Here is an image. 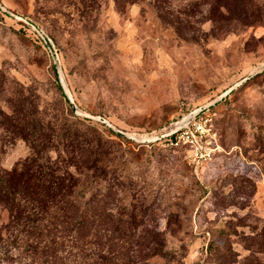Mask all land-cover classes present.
I'll return each mask as SVG.
<instances>
[{"label": "rangeland", "instance_id": "obj_1", "mask_svg": "<svg viewBox=\"0 0 264 264\" xmlns=\"http://www.w3.org/2000/svg\"><path fill=\"white\" fill-rule=\"evenodd\" d=\"M0 4L31 23L0 7V171L33 154L25 118L70 124L105 155L95 171L69 166L77 204L96 215L81 241L122 235L112 254L124 264H264V0ZM55 59L78 107L133 142L72 115ZM199 109L204 132L192 120L178 145L130 137L169 133Z\"/></svg>", "mask_w": 264, "mask_h": 264}, {"label": "trees", "instance_id": "obj_2", "mask_svg": "<svg viewBox=\"0 0 264 264\" xmlns=\"http://www.w3.org/2000/svg\"><path fill=\"white\" fill-rule=\"evenodd\" d=\"M66 100L72 115L85 120ZM100 124L123 141L133 142ZM22 131L30 140L32 156L20 170L0 171V205L9 212V220L0 223V264H124L112 254L127 245L122 235L112 237L111 230H107L105 247L101 249L79 239L88 235L96 215L77 204L85 195L77 194L78 179L69 166L95 171L96 163L104 165L105 155L99 143L87 141L70 124L58 129L57 124L53 126L36 116L24 119ZM174 137L175 134L168 139ZM54 149L72 154L55 160L50 155Z\"/></svg>", "mask_w": 264, "mask_h": 264}, {"label": "water", "instance_id": "obj_3", "mask_svg": "<svg viewBox=\"0 0 264 264\" xmlns=\"http://www.w3.org/2000/svg\"><path fill=\"white\" fill-rule=\"evenodd\" d=\"M0 7H1L3 10L7 11L8 13H10L11 15H13L14 17H16L17 19H19L21 22H24V23H27V24H31L27 18L21 17V16L15 14V13H13V12H11V11L5 9L4 7H2L1 4H0ZM32 26H33V25H32ZM33 27L35 28V26H33ZM55 64L57 65V69H58L59 76H60V81H61L62 87H63V89H64V91H65V94H66L68 100L70 101L72 107L75 109V111H76V113H77L78 115H82V116H85V117L92 118V119H95V120H97V121H100V122L106 124L107 126H109L110 128H112L115 132L120 133V134H122V135H124V136H126V137L129 136V135H127L126 133H124L123 131H121V130L115 128V127H113L112 124H111L107 119L103 118L102 116H100V115H94V114H91V113H88V112H84V111H82V110L78 107V105L76 104V102H75V100H74V98H73V96H72V94H71V91H70V89L68 88V86H67V84H66V82H65V79H64L63 74H62L61 67H60V65L57 63V59H55ZM231 90H232V88L229 89L226 93H224V95L228 94ZM222 96H223V95H221L219 98H217V99H216L213 103H211V104H214V103L218 102L219 99H221ZM200 111H201V109L195 111V112L191 115V118H193L194 116H196ZM179 128H180V127L178 126V127H176L174 130L170 131L169 133H166V134H163V135H159V136H155V137H143V136H136V137L130 136V137H131L132 139H134V140L140 142V143H154V142H158V141H160V140L163 139V138H166V137H169V136L175 134V133L178 131Z\"/></svg>", "mask_w": 264, "mask_h": 264}, {"label": "built area", "instance_id": "obj_4", "mask_svg": "<svg viewBox=\"0 0 264 264\" xmlns=\"http://www.w3.org/2000/svg\"><path fill=\"white\" fill-rule=\"evenodd\" d=\"M194 113V112H193ZM191 113L190 115H188L185 119H183L176 127H180L179 128V131H177L175 133V137L170 139V142L171 144L173 145H178L181 141V137H182V134L184 133H187L188 131L185 130L184 128L185 127H188L189 124L191 123V121L193 120V126L196 130V132H200V133H203L204 132V129L202 128V124L201 123H196V121L194 120L196 118V116H194L193 118H191V115L193 114Z\"/></svg>", "mask_w": 264, "mask_h": 264}]
</instances>
